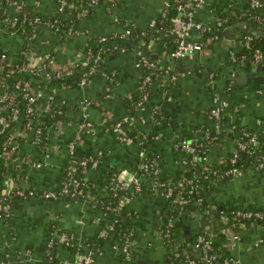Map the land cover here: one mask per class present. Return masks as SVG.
Listing matches in <instances>:
<instances>
[{"label": "crops", "instance_id": "crops-1", "mask_svg": "<svg viewBox=\"0 0 264 264\" xmlns=\"http://www.w3.org/2000/svg\"><path fill=\"white\" fill-rule=\"evenodd\" d=\"M13 1L9 5V15L16 14L15 3L23 4L28 12L45 19H52L58 13L56 0ZM226 1L207 0L205 5L195 9L196 19H213L217 14L213 7ZM243 2L231 0V6L239 9ZM162 5L163 0H115L113 5L100 2L91 6L87 15L73 20L74 33L66 39H60L48 26L40 25L30 45L36 53L51 49L55 62L63 64L74 59L85 43L102 34H117L127 24L146 27L156 18ZM69 13L71 15V11ZM263 30L264 24L255 18L235 21L222 29L218 40L206 43L202 50L184 58L159 51L155 40L149 39L146 49L142 42L136 41L124 51L105 54L84 87L59 88L56 97L63 101V111L58 116V134L56 137L48 135L59 146L48 147V157H45L32 144L30 134L19 138L14 156L17 159L26 156L30 162H41V166L23 164L11 171L12 177L19 180L18 184L38 190L56 187L69 162L66 141L82 120L93 125L92 129L83 132L79 142L82 153H99L100 163L76 174L88 182V194L84 198L58 196L48 199L38 194L13 198L9 216L0 221V264L3 261L11 264H46L47 261L48 264H71L77 254L75 246L81 252L94 246L97 264H175L160 233L170 212L169 202L164 195L152 190L149 182L145 180L147 187L141 191L123 197L122 209L128 212L126 230L131 231L129 258H125L119 246L120 238L115 237L116 223L111 217L104 216L103 209L94 206L93 201L107 197L105 173L114 167L134 170L142 148L159 157L162 176L175 182L183 180L186 168L179 148L173 144L174 137L182 128H195L200 135V131L210 125L212 119L208 111L214 96L225 101L223 115L228 123L245 125L264 144V81L259 79L260 75L264 78V63L252 80L249 67L242 62L249 66L255 63L240 55L244 36L261 35ZM23 46V36L9 33L0 22V48L6 53L7 60L15 61ZM147 51L150 59L162 67L178 72L201 67L204 72H214L212 88L208 87L206 76L202 74L190 76L183 72L172 81L164 76L165 83L155 81L149 100L133 114L130 105L138 99V85L144 74L139 58ZM84 100L89 103L82 106ZM156 110L158 113L154 117ZM117 120L123 121L128 133L126 140H119L107 128ZM236 138V132L226 131L220 141L208 144L209 162L222 164ZM12 164L10 162V166ZM202 199L203 205L183 211L181 225L174 237L189 245L200 227L209 224L216 231L215 244L225 256L236 260L234 264H264V219L238 227V238L234 241L226 239L220 231L224 227L222 216L232 209H264V170L249 163L237 175L218 182L211 190L203 189ZM62 233L73 235L75 246L65 244L60 237ZM51 237L53 242L48 246Z\"/></svg>", "mask_w": 264, "mask_h": 264}, {"label": "built area", "instance_id": "built-area-1", "mask_svg": "<svg viewBox=\"0 0 264 264\" xmlns=\"http://www.w3.org/2000/svg\"><path fill=\"white\" fill-rule=\"evenodd\" d=\"M74 0H56L58 13L52 19L42 18L39 14L30 13L24 9L23 4L15 3L16 14L9 15V5L14 2L13 0H0V22L4 23V27L7 28L9 33L21 34L25 40L23 46L20 50L22 57L15 61L21 62L19 69L28 70L34 75L40 77L39 80L48 79L50 77L61 78L66 74L73 72L74 68L81 67L83 71L80 78L77 81L79 87H84L90 79L93 77L97 70L99 62L102 60L107 52H112L116 50H125V46L120 44H113L111 46L103 45V41L107 38L119 35L121 38L129 37L132 29L129 25H126L122 31L118 34L114 33L102 34L96 38L95 42L97 48L94 54L89 53V48L87 50L86 43L76 57L69 60L63 64H57L54 59L52 50L46 48L41 53H36L31 47V39L34 32L40 25L48 26L53 33L57 34L60 39H66L68 36L74 33L72 28V22L74 19L69 18V24H64L63 29L60 27V13L64 11L65 7L69 5ZM77 3L73 6L76 8L75 18H81L89 12L91 6L104 2L108 5H113L115 0H76ZM207 0H188L186 4L183 2H177L176 13L170 17V26L166 27L164 32L161 34L165 37H172L173 48L168 49V43L164 42V49L162 50L165 54H169L175 58H184L187 56H192L194 53L202 50L204 45L210 41L218 40L221 33H216L214 27L221 26L223 19L217 14L214 15L213 19L208 21H202L196 19L195 9L206 4ZM252 5L260 3V0H249ZM170 0H163V11L165 14L166 7L169 5ZM250 18H255L258 23L264 24V18L259 19L256 16H251ZM154 21V20H153ZM151 21L146 27L153 24ZM146 27L141 28L136 33V38L140 42L148 37L152 39V32H148ZM194 32L195 35L192 33ZM212 32L205 39H199L200 33ZM264 36V30L262 34ZM253 38V34H246L244 36L243 45L244 47L250 46V42ZM155 40V39H152ZM27 46V47H26ZM161 51V52H162ZM242 58L250 59L251 62L255 64L264 63V51L260 48H255L252 55L247 57L245 53L240 54ZM139 62L144 68V74L138 85V100L137 105L140 107L145 105L149 100L148 92L150 93V88L155 84V81H159L164 84L166 79L163 81V77H167V80H175L176 77L183 72H178L172 70L168 67H162L158 65L155 61L150 59L146 54H143L139 58ZM7 66V72L5 75L13 73L14 66L12 60H7L6 53L0 48V73L3 66ZM17 66V65H15ZM86 66V67H84ZM145 68L147 69L145 71ZM196 69H187L184 73L190 76H198L200 74L206 76L207 84L209 88L213 86L214 72ZM113 74V72H112ZM4 75H0V156L6 159L5 162H9V167L12 168L5 172L1 176L0 180V220L5 221L9 216V205L13 198L17 196H27L38 194L44 198H56L58 196H67L72 199L84 198L88 194V189H84V183L77 179L76 172L78 169L74 166H70L66 169V173L69 175V179L63 181L58 187H49L43 189H35L31 186H23L18 184V179L12 177V170L16 168H21L23 164H31L34 166H41V162H30L26 156L18 158L14 156L17 151L19 136L26 137L28 134L31 135V142L34 144L40 152L48 157V147L55 149L59 146L56 141L52 139L56 137L58 132L59 119L58 116L62 114L63 101L56 97V91L59 88L66 87L64 84L61 86H48L45 83H38L37 85H32L29 80H18L14 86L7 85L4 79ZM109 78V77H108ZM112 79V75H110ZM149 88V89H148ZM20 90L21 98L24 100L23 114L27 118L23 128L12 127L11 123L19 118L20 108L14 100V91ZM89 102L84 100L81 101V105H86ZM226 103L224 100L218 97L213 98V103L208 111L209 117L213 119L215 131L218 138L219 133L222 130V124L218 121ZM123 121L117 120L110 123L107 127L116 133V137L119 140H126L128 133L123 127ZM93 125L88 120H82L77 124L71 139L66 142V150L69 155V161L75 155L74 147L75 142L79 143L82 139L83 132L85 130L92 129ZM9 131V132H8ZM236 132L233 125H228L225 132ZM205 137H209V130L205 129L201 131ZM223 133V135L225 134ZM237 134L234 146L235 150L232 154L224 156L223 163H234L238 156V151L247 153L248 156L253 155V147L259 144V139L255 133L248 130H242ZM49 135V136H48ZM222 135V136H223ZM69 139V138H68ZM218 142V140L216 141ZM51 144V145H50ZM175 147H180L187 152L191 153L192 163L198 169V176L207 183L199 182L198 180L188 177L185 175L183 180L178 182L171 181L166 177L162 176L159 167V157L156 154L148 156L144 148L139 152V161L134 170H127L126 168H120L118 172L114 174V180L104 186L112 191V194L116 197L118 196L115 203H104L103 200H94V206L104 204L103 215L108 216L111 212L120 213L123 205V197L127 194H120V189L128 190V193L139 192L143 189V180L149 182L150 188L162 195H164L169 202L168 208L171 212L175 206L183 207L188 206H200L202 204V194L203 189L211 190V188L220 182L225 176L233 177L237 175L242 167L236 165L230 166L223 171H218L216 168L212 167L208 160L207 150L208 146L203 147L201 150V156L198 155L200 148L197 144H193L189 139H181L179 143H174ZM99 158V153H96ZM98 158L94 156H89L87 158H82L78 161V164L82 167L79 170H85L86 165L90 162V167H96L98 163ZM228 161V162H227ZM10 162H13L10 166ZM182 163L186 165V160L182 158ZM246 163V162H245ZM249 163H254L255 167L260 170H264V155L257 156L254 159H250ZM245 166V165H244ZM14 168V169H13ZM58 187V188H57ZM88 187V186H87ZM201 193L198 195V191ZM1 211H3L1 213ZM114 223L119 220L118 217H111ZM264 219V213L258 209H232L230 212L222 216L224 222V227L220 230L222 234L225 235L226 239L236 240L238 238V227L245 225V223L252 222L253 220ZM172 226L171 218H168L167 222L163 223L161 230V237L168 247L172 258H179L183 264H212L214 260L219 257V254L214 250V237L216 231L209 224H205L200 227L197 232L195 239L191 244L186 245L181 241L177 240L173 231L170 229ZM113 229V224L109 226ZM131 231L127 230L120 236V248L124 252L125 258L130 257V240ZM60 237L63 242L70 246H75L73 235L62 233ZM53 242V237L49 239L48 246ZM115 245V246H118ZM76 247V257L71 262V264H97L93 252L95 247H88L87 251H80ZM194 252H197L195 254ZM48 254V252H47ZM51 257V256H50ZM199 258V260H196ZM236 260L231 259L227 256L222 258L223 264H234ZM2 264H11L7 261H3ZM48 264V261L47 263Z\"/></svg>", "mask_w": 264, "mask_h": 264}, {"label": "trees", "instance_id": "trees-1", "mask_svg": "<svg viewBox=\"0 0 264 264\" xmlns=\"http://www.w3.org/2000/svg\"><path fill=\"white\" fill-rule=\"evenodd\" d=\"M180 1L183 2L184 4H186V2L188 0H170L169 5L166 7L165 14L162 13L164 7H161L156 14V18L154 19L153 24L146 27V30L148 32H152V39H155L156 44H157V48L159 51H162L164 49V46H163L164 42L168 43L167 47L169 50H171L173 48L172 37H165V36H162L161 34L164 32L166 27L171 25L169 19L172 15H174L176 13V5H177V2H180ZM76 3H77V1L74 0L73 3L71 2L69 5H67L65 7L64 11H62L60 13V17H59L60 18V24L59 25H60L61 29L64 28V26H62V25L69 24V18L75 19V14H76L77 10H76L75 6H73V4L75 5ZM213 8H215V10L217 12V16H219L223 19V23L221 26H215L214 27L215 32L219 33V34L221 33L222 29L225 26H227V25H229L235 21L248 19L251 16H256L259 19L264 18V0H260V3L256 4V5H252L249 0H244L243 4L241 5V7L239 9L232 7L231 6V0H228L225 3L218 5L216 7H213ZM69 11H71V15H70ZM68 13H69V15H67ZM127 25H129L132 29V32L130 33L129 37L121 38L119 35H115V36L109 37L105 41H103L102 42L103 45L111 46L113 44H120V45L125 46L126 48H129L134 42L138 41L136 38L137 37L136 33L141 28L136 27V26L131 25V24H127ZM118 33L119 32H117V34ZM211 33L212 32L200 33L198 38L199 39H205ZM192 34L195 35L194 32ZM94 41L90 40L86 43V48H87V50L89 48L90 54H94L93 51H95L97 48V44ZM24 42H25V40H24ZM148 44H149V38L147 37L144 40V42L142 43V45L146 49ZM255 48H260L261 50L264 51V36L263 35L253 34V38L250 42V46L243 47L242 53H245L247 55V57H250ZM108 53L109 52H107L106 54H108ZM146 55L148 57H150V53L148 51L146 52ZM17 57L20 59L22 57V54L19 53L17 55ZM12 62H13V64L17 65V66L13 65L14 66L13 73H11L7 76L5 75V72H7V66L6 65L3 66L2 71L0 73V75L5 76L4 79L7 82V85H9V86H14V84L18 80H29L32 85H37L38 83H45L48 86H61L62 84H64L67 88L68 87L71 88L74 86H78L77 81L80 78L81 73L83 71V68L76 67V68H74L72 73L66 74L61 78L50 77L48 79L39 80L40 77L38 75H34L28 70L19 69V67L21 66V62H18V61H12ZM84 67H86V66H84ZM197 68L203 70V68H201V67H197ZM194 69H196V68H194ZM146 70L147 69L145 68V71ZM149 90L151 92V88ZM13 95H14V100L17 103V105L19 106L21 113H20L19 118L16 119L15 121H13L11 123V125H12V127L23 128V125H25V123L27 121V118L24 116L23 111H22L23 107H24V100L21 98V92L18 89L14 91ZM148 96H151V94L149 92H148ZM137 100L138 99H135L133 101V103L130 105V110L133 114L136 112L137 108L140 107L139 105H137ZM157 113H158V110L155 111L154 117L157 116ZM218 121L222 124V130L219 133L218 138L214 137L215 135H217V133L215 131L214 121L212 119V122L210 123V125L205 126L202 129V130H205V129L209 130V135H210L209 137H205L204 134H201V131H200V135H199V131H197L195 128H190V129H183L182 128L179 131V133L174 137L173 144L174 143L176 144L177 142L179 143V141L181 139H184V138L189 139V140H191V142L193 144L198 145V147L200 148V152L198 153V155L201 156L202 155L201 150H203V147H206V146H208V144H212V143L216 142L217 140L218 141L221 140L222 135L225 132L228 125H233L236 133H239L242 130H248V131L252 132L251 129H249L248 127H246L245 125H243L241 123L240 124L230 123V122L228 123L227 120L225 119L224 115H223V112L221 113ZM109 131H111V130H109ZM111 132L114 133L115 134L114 136L116 137V133L113 131H111ZM19 138L22 139L23 136L21 135V136H19ZM70 139H71V136L69 137V139H67V141H69ZM2 140H3V138L0 139V142H2ZM144 144L146 145V143H144ZM177 148H179L178 151L182 156L181 158H184L186 160V165H185L186 175L188 177L191 176L192 178L198 180L199 182H202L203 184L207 183V180H204L198 176V169L192 163L191 153L185 151L184 149H182L180 147H177ZM234 150H235V146L232 147V149L229 151L228 154H232V151H234ZM74 151H75V155H73V157L68 162L65 169L63 170L60 181L57 185L58 187L62 184L63 181H65V180L67 181L69 179V175L66 173L67 168H69L70 166H74L79 171V169L82 167L81 165L78 164V161L80 159L87 158L89 156H94V157L98 158V155H96V153H82L80 144L77 142H75ZM146 153L148 156H151L150 152L146 151ZM238 153L239 154L236 158V162H234V163H229L228 161H227L228 163H225V164H214L211 162L210 163H211L212 167L216 168L218 171H223L224 169H226L230 166H233V165H236L238 167H244V165L249 164L250 159H254L257 156L264 155V144L262 142H259V144L257 146L253 147V155L252 156H248L247 153L241 152V151H238ZM5 161H6V159H4L2 156H0V180H1L2 174L9 171L10 169H12L9 167V162L8 161L5 162ZM99 163H100V159L98 158L97 166ZM90 166H91L90 162H88L86 167L88 168ZM119 169H120L119 167H114L112 170L105 173L104 186L107 185V187H108L109 183L114 180L113 178H114L115 172H118ZM77 172H76V174H77ZM227 178H229V177L225 176L224 178H222V180H225ZM77 179L80 182L84 183L83 184L84 189H88V187H87L88 182L86 181V179H84L83 177L78 176V175H77ZM146 187H147V183L145 180H143V188H146ZM35 189H37V188H35ZM106 190H107L108 194H107V197L103 200L104 203H110V204L115 203L118 196L115 197L112 194V191L110 189L106 188ZM119 193L120 194L128 193V190L120 189ZM200 193H201V190L198 191V195ZM98 207H101V209H103L102 207H104V204L98 205ZM186 208H188V206H185V205L183 207L175 206L173 208V210L171 212H169L164 219V222H167L168 218H171L172 226H170V229L173 231V235H174V233H177L176 230L181 225L180 219L182 217L183 211ZM254 209L261 210L264 213L263 208H254ZM2 212L3 211H1V213ZM127 213L128 212L125 209H122L120 211V213L111 212L109 214V217H118L119 218V220L116 223L117 230L115 232V237H117L118 240H119L120 236H122V234L127 231L126 230L127 221H128L127 216H126ZM119 242H120V240H119ZM213 242H214V244H213L214 250H216L218 252L219 257L216 260H214L212 262V264H223L222 258L225 257V255L217 247V245L215 244V241H213ZM45 247L47 248L46 243H45ZM170 256H171V254H170ZM172 257L173 256H171V258ZM172 259L174 260L175 264H183L179 258H175V259L172 258ZM196 260H199V258H196ZM198 264H201V262H199Z\"/></svg>", "mask_w": 264, "mask_h": 264}, {"label": "water", "instance_id": "water-1", "mask_svg": "<svg viewBox=\"0 0 264 264\" xmlns=\"http://www.w3.org/2000/svg\"><path fill=\"white\" fill-rule=\"evenodd\" d=\"M152 57H153V58H156V54H153ZM242 64H244V65L246 64V65H245L246 68L249 67V72H250V73H249V78L252 79V80H255L254 77H257V76H256V72H257V69H258V68H259V69L261 68V64H255V65H250V66H249V63H246V62H242ZM259 77H260V78H259ZM259 77H258L259 79H262V80L264 81L263 76L260 75Z\"/></svg>", "mask_w": 264, "mask_h": 264}]
</instances>
